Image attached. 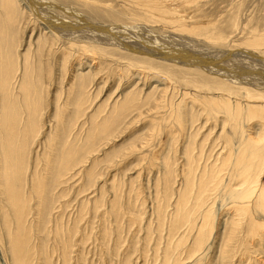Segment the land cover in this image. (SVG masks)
<instances>
[{
	"label": "rangeland",
	"instance_id": "1",
	"mask_svg": "<svg viewBox=\"0 0 264 264\" xmlns=\"http://www.w3.org/2000/svg\"><path fill=\"white\" fill-rule=\"evenodd\" d=\"M82 1L87 6L64 0L53 2L63 9L79 12L92 23L106 26L128 24L127 19L117 18L118 14L106 12L108 7H113L115 12L121 11L119 6L124 0ZM228 1H202L204 5L199 8L202 12L198 10L195 16L215 17L217 24L220 23L219 27L223 25L221 29L227 25L226 29H222L225 36L227 34L226 39H229L227 42L233 41L230 45L243 48L252 39L258 38V34L264 33V0H233L231 6L227 4ZM200 13L205 15L201 16L203 14ZM229 18L236 23L232 19L228 21ZM231 21L235 24L232 30V26L228 28ZM25 23H28V28H24V36L19 31L21 35L15 41L20 44L17 49L21 57L19 71H23V68L31 70L25 69L23 58L26 57L33 70L34 88L38 95L41 94L43 102L40 101L38 110L37 140L26 157L19 184L21 197L25 194L20 206L26 200L28 202L20 237L27 241H24L22 251L33 248L37 243L39 245L36 253L32 248L26 250L22 264H264V240L258 242L254 230L253 237L247 236L245 229L249 219L242 213L238 215L223 188L232 175L231 170L213 171V166L224 157L221 152L224 146L223 134L220 135L221 121L211 119L206 122L201 115L190 126L185 122L190 116L189 107L186 106L188 110H182L185 122L182 126L185 131L182 133L171 113L168 114L158 103L151 102L150 105H141L137 111L125 113V119L108 138L103 128L110 127L116 119L113 106L121 104L125 93L138 80L133 77L127 82V72L119 80L113 75V71L117 70L116 63L114 65V61H105L104 57L94 59V63L98 64L96 71L99 72L94 77L88 73L87 63L80 65L86 61L82 54L76 58V53L71 52L61 63L58 55H48L42 50L40 58H37L36 42L40 29L31 41L29 36L39 20L35 14H24ZM252 33L256 35L253 38ZM40 59L44 67L37 65ZM125 68L121 66L123 73ZM36 70L40 72L41 80ZM17 74L16 85L21 80L20 74ZM89 75L90 80L87 79ZM238 75L251 76L247 72ZM82 78L90 83L86 81V90L77 97V87ZM151 84L143 88L138 82L136 92L139 91L141 98L150 93L154 96L156 84ZM117 85H121L119 90ZM156 97L162 101L161 95ZM193 114L197 115L194 111ZM262 117L260 121L264 122V115ZM249 122L238 121V125L246 128ZM212 126L215 127L210 134ZM229 127L228 123L224 124L223 131L232 135L233 142H237L231 125ZM246 129L247 138L253 144L248 151L262 153L264 123L260 128L254 126L252 130ZM192 146L198 150L187 154L193 160L190 164L185 151ZM47 161L50 164L48 172L45 171ZM67 165L69 170L58 179L52 191L48 189L43 193L49 205L45 216L40 217H45L44 223H41L36 215L38 197L33 195V199L29 193L36 180L34 176L39 173L38 177L48 185L52 169H59L63 173ZM188 169L189 172L191 169L189 175L186 174ZM259 180L264 184V170ZM200 183L208 186L199 197ZM230 183L232 185L235 182L232 180ZM0 206L3 204L0 203ZM202 210L212 214L214 229L200 227L202 220L199 214L203 213ZM9 212L0 211V264H14L11 253H8L12 238L10 231L15 230L13 218H10L14 215L10 212L9 216ZM5 213L8 218H3ZM263 214L258 210L251 214L262 234L264 229L261 230L260 226H264ZM182 215L184 218L181 220ZM233 216L234 222L240 219V227L230 229ZM31 223L34 224L32 228ZM56 245L60 246V250Z\"/></svg>",
	"mask_w": 264,
	"mask_h": 264
},
{
	"label": "bare ground",
	"instance_id": "2",
	"mask_svg": "<svg viewBox=\"0 0 264 264\" xmlns=\"http://www.w3.org/2000/svg\"><path fill=\"white\" fill-rule=\"evenodd\" d=\"M53 1L62 0H0V203L3 204L2 207L0 206V211L7 210L14 215L11 217L10 212L8 213L10 218H13L12 222L15 226V230L10 231L12 238L10 240V252H8L11 253L14 264H22L26 250L30 251L32 248L26 249L25 252L22 251L24 241H27V239L20 237L24 228L23 215L28 211V202L26 200L20 206V200L25 197V194L21 197L19 184L26 166V157L37 140L36 137L39 133L38 110L41 105L40 101L43 102L41 94L38 95L37 89L34 88V75L31 74L33 70L26 57L23 58L24 65H26L24 67L31 70H24L23 68V71H19L21 57L18 55L17 49L20 44H16L15 41L17 42L21 35H19V31L23 34L28 28V23L23 24L24 14L29 16L35 14L39 20L37 27L32 29L29 36V41H31L40 29L39 39L36 42L37 58H40L42 50L48 55H58L62 60L61 63L67 59L71 52L76 53L74 56L76 58L82 54L86 61L83 60L84 63L79 62L80 65L87 63L88 73L94 77L96 73H99L96 71L98 64L94 63V59L100 60L104 57L105 61H114V65L116 63L117 67L115 68L117 70L113 71V75L117 76L119 80L127 72V82L134 77L143 88L150 83L156 84L153 88L154 96L150 93L141 98L139 91L136 92L138 82L134 83L132 89L125 93L121 104L113 106L112 111L116 114V119L110 127L103 128L108 138L125 119V113L137 111L141 105L151 102L158 103L159 106L168 111V114L171 113L177 121L176 123L179 124L178 127L182 133L185 131L182 127L183 123L187 122L192 126L201 115L204 116L206 122L211 119L216 120V122L220 120L221 126H219L222 129H220V135L222 133L224 137L222 139L224 146L221 152H223L224 157L222 156V160L220 158V161L213 166V171L217 173L218 169L228 168L231 170L230 174L232 175L229 180L227 179L228 183L225 186L221 184L228 196V201L234 205L238 215L242 213L249 219L247 226L245 225L247 236L253 237L252 232L254 230V232L256 231L255 235L258 236L256 240L258 242L264 240V234L258 229L251 217L254 211L264 212V184L260 183L259 180V175L264 170V168L262 169L264 151L262 153L254 150L248 151V148L253 144L250 143L247 138L249 136L246 135V128L251 130L254 126L260 128L264 123L260 121L264 115V33H262L263 35L258 34V38L252 39L243 48L230 45L233 41L227 42L229 39H226L227 34L225 36V31L222 30L224 27L221 29L222 24L219 27L220 23L217 24L215 17L212 19L204 16L203 13L200 15L203 14L201 16L204 17L195 16L200 10L199 8L204 5L202 1L207 0H124L119 6L121 11L117 9L120 13L113 11V7H108L106 12L111 15L118 14L116 17L124 18V21L127 19L128 24H113L111 26L92 23L79 12L63 9ZM64 1H70L73 4L82 3L87 6L82 0ZM233 2V0H229L227 4L231 6ZM232 18H229L228 21ZM232 21L229 23L230 25L227 23L228 28L232 26L231 30L236 23ZM33 32H35L34 35ZM253 34L255 33H252V38L256 36ZM89 54H97L98 56L96 58ZM127 61H131V63ZM40 62L41 59L37 65L44 67L43 63ZM121 66L126 67L124 73ZM261 68L263 69L259 70ZM36 71L40 79L41 74L38 70ZM244 72L251 74V76L238 75V73ZM17 73L20 74L19 77L21 78L18 85H16ZM91 75L88 76V80H90ZM87 79L82 78L79 82L77 97H80L86 90ZM87 83L90 82L87 81ZM119 86L121 85H117V89ZM160 86L161 89H159ZM159 94L162 101L156 97L160 96ZM186 106L189 107L190 116L188 115L189 118L184 122L182 110H188ZM193 111L198 116L193 114ZM238 121L242 123L251 122L244 128L243 125H238ZM226 123H228V127L231 125L233 134L237 136V142H233L232 135H227L223 131V126ZM153 124L154 122H152ZM214 127L210 128V134ZM195 149L198 150L195 146L194 148L193 146L192 148L187 147L185 155L190 154ZM186 159L190 164L193 161L189 155ZM46 164L45 171L48 172L49 161ZM57 166L56 163V168ZM68 170L69 165L64 168L63 173L59 169L50 170L48 185H45L44 180L38 177L39 173L34 176L36 180H34V186L30 188L29 193L32 198L33 195L36 196H34L35 198L38 197L36 215L39 218L45 216L49 205V201H46L43 193L48 189L52 191L58 179L60 180V177L64 176ZM189 173H191V169L190 172L189 169L186 172L187 175ZM205 176L204 179H206ZM195 180L197 179L195 178ZM232 180L235 183L231 185L230 181L232 182ZM194 185L197 186V184ZM207 186L203 183L197 195L202 194L203 189L206 190L205 187ZM44 199L45 208L43 207ZM196 199L199 198L196 197ZM194 208L196 209V206ZM8 214L5 213L3 218H8ZM199 215L202 220L200 227L208 226L209 229H214V221L209 211ZM44 218H40L41 223H44ZM183 218L184 215L181 216V220ZM233 218L234 216L231 218L233 224L230 229L235 228V226L236 228L240 227V219L234 222ZM179 224L183 223L179 222ZM32 225L34 224L31 223L30 228L33 227ZM260 228L263 230L264 226L261 225ZM246 237L244 240L247 241ZM38 245L37 243L33 246V252L36 253L35 250H37ZM57 248L60 250L59 245ZM44 260L43 262H45Z\"/></svg>",
	"mask_w": 264,
	"mask_h": 264
}]
</instances>
